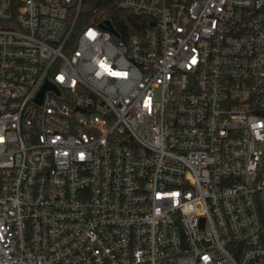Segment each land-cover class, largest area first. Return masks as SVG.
<instances>
[{"label":"built area","instance_id":"built-area-1","mask_svg":"<svg viewBox=\"0 0 264 264\" xmlns=\"http://www.w3.org/2000/svg\"><path fill=\"white\" fill-rule=\"evenodd\" d=\"M84 1L0 0V264H264V0Z\"/></svg>","mask_w":264,"mask_h":264},{"label":"trees","instance_id":"trees-1","mask_svg":"<svg viewBox=\"0 0 264 264\" xmlns=\"http://www.w3.org/2000/svg\"><path fill=\"white\" fill-rule=\"evenodd\" d=\"M81 23L98 24L104 20L110 21L118 30L120 35L137 33L142 29L140 19L142 16L132 12L116 8L112 3L107 5H96V0H85L81 9Z\"/></svg>","mask_w":264,"mask_h":264},{"label":"water","instance_id":"water-1","mask_svg":"<svg viewBox=\"0 0 264 264\" xmlns=\"http://www.w3.org/2000/svg\"><path fill=\"white\" fill-rule=\"evenodd\" d=\"M100 1L101 0H97V6L99 5V3H100ZM105 4L106 3H108V1L109 0H102ZM99 26L101 27V28H105V29H107L108 31H110V32H112L113 34H116L114 31H113V29H112V27H111V24H110V22L108 21V20H104L101 24H99ZM51 87V85H49V84H44V86L41 88V90H40V92H39V99H40V97H41V95H42V93H43V91L46 89V88H48V87Z\"/></svg>","mask_w":264,"mask_h":264}]
</instances>
